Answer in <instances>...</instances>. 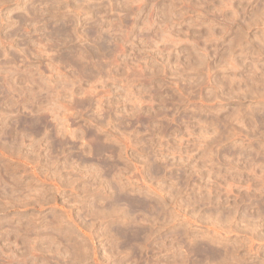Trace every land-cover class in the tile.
I'll use <instances>...</instances> for the list:
<instances>
[{
	"label": "rangeland",
	"instance_id": "1",
	"mask_svg": "<svg viewBox=\"0 0 264 264\" xmlns=\"http://www.w3.org/2000/svg\"><path fill=\"white\" fill-rule=\"evenodd\" d=\"M0 133V264H264V0H0Z\"/></svg>",
	"mask_w": 264,
	"mask_h": 264
},
{
	"label": "bare ground",
	"instance_id": "2",
	"mask_svg": "<svg viewBox=\"0 0 264 264\" xmlns=\"http://www.w3.org/2000/svg\"><path fill=\"white\" fill-rule=\"evenodd\" d=\"M1 93H2V92H1ZM6 102H7V101H6ZM8 103H9V102H8ZM27 109H28V108H27ZM1 110H2V109H1ZM7 113H8V112H7ZM5 114H6V113H5ZM4 121H5V120H4ZM29 121H30V120H29ZM34 121H35V120H34ZM34 121H32V122L30 121L31 124H32ZM20 122H21V121H20ZM37 122H38V121H37ZM18 123H19V122H18ZM35 123H36V122H35ZM39 123H40V122H39ZM6 124H7V123H6ZM40 124H41V123H40ZM16 125H17V124H16ZM33 125H34V124H33ZM34 126H36V125H34ZM10 127H11V126H9V128H10ZM11 128H12V127H11ZM14 128H15V127H14ZM21 128H24V127H21ZM31 128H32V127H31ZM31 128L28 127V129H30V130H31ZM19 129H20V128H19ZM28 129H27V130H28ZM44 129H45V128H44ZM30 130H29L28 132L31 133ZM7 131H8V130H7ZM17 131H18V130H17ZM46 131H47V130H46ZM11 132H12V131H11ZM26 132H27V131H26ZM35 132H36V131H35ZM7 133H8V132H7ZM7 133H4V135H6V137H5L6 140L9 141L10 136H9V139H7V138H8ZM24 133H25V132H24ZM36 133H37V132H36ZM0 134H1V133H0ZM14 134H15V133H14ZM40 134H41V133H40ZM10 135H11V133H10ZM24 135H26V134H24ZM28 135H30V134H28ZM28 135H27V138H28ZM33 135L35 136L34 132H33ZM36 135H37V134H36ZM30 136H32V134H31ZM37 136H38V135H37ZM37 136H36V137H37ZM44 136H45V135H44ZM13 137H14V136H13ZM46 137H48V136H46ZM46 137H45V138H46ZM0 138H1V137H0ZM3 138H4V136H3ZM5 138H4V139H5ZM16 138H17V137H16ZM24 138H25V136H24ZM29 138H32V137H29ZM29 138H28V139H29ZM33 138H34V137H33ZM33 138H32V139H33ZM4 139H2V140H3L2 144L5 142ZM13 139H14V138H13ZM17 139H18V138H17ZM46 139H48V138H46ZM21 140H22V137H21ZM24 140H25V139H24ZM10 141H12V139H11ZM22 141H23V140H22ZM46 141L49 143V139L46 140ZM6 143H7V141H6ZM12 143H13V142H12ZM19 143H20V142H19ZM7 144H8V143H7ZM10 144H11V143H10ZM4 145H5V144H4ZM8 145H9V144H8ZM17 145H18V144H17ZM42 145H43V143H42ZM47 145H48V144H47ZM49 145H50V144H49ZM49 145H48V146H49ZM11 146H12V145H11ZM14 146H15V144H14ZM14 146H13V147H14ZM48 146H47V147H48ZM6 147H7V145H5V148H6ZM9 147H10V146H9ZM9 147H8V148H9ZM23 147H24V146H23ZM37 147H38V146H37ZM43 147H44V146H43ZM52 147H53V146H52ZM59 147H60V146H59ZM3 148H4V147H3ZM20 148H21V147H20ZM4 150H5V149H4ZM6 150H8V149H6ZM12 151H14V150H12ZM23 151H24V150H23ZM6 152H8V151H6ZM29 153H30V152H29ZM20 154H21V153H20ZM91 154H92V153H91ZM31 155H32V154H31ZM3 156H4V155H3ZM34 158H35V157H34ZM39 163H40V162H39ZM3 164H4V163H3ZM3 164H2V165H3ZM2 168H3V167H2ZM1 170H2V169H1ZM6 172H7V171H6ZM3 177H4V176H3ZM8 177H9V176H8ZM6 178H7V177H6ZM7 180H8V179H7ZM0 182H1V181H0ZM1 183L3 184V183H5V182H1ZM10 183H11V182H10ZM2 184H1V185H2ZM4 185H6V184H4ZM6 186H7V185H6ZM0 187H1V186H0ZM2 188H3V187H2ZM13 188H14V187H13ZM10 189H11V188H10ZM15 189H16V187H15ZM8 190H9V189H8ZM10 191H11V190H10ZM0 192H1V191H0ZM2 194H3V193H2ZM143 207H144V206H143ZM19 222H20V221H19ZM0 226H1V225H0ZM195 248H196V247H195ZM198 248H199V247H197V252L200 253L201 251H198ZM205 248H206V247H205ZM0 249H1V248H0ZM199 249L201 250V247H200ZM206 249H207V248H206ZM202 250H203V249H202ZM204 250H205V249H204ZM209 250H210V251H209ZM208 251H209L210 253L207 252V251H206L205 253H209V254H211V253L213 252V250L211 251L210 248L208 249ZM193 252H195V250H194ZM197 252H196V253H197ZM203 252H204V251H202V253H203ZM218 252H219V251H218ZM196 253H194V254H196ZM213 253H214V255H215L217 252H216V253L213 252ZM200 254H201V253H200ZM196 255H197V254H196ZM201 255L203 256V254H201ZM207 255H208V254H207ZM214 255H213V257H214ZM216 255L218 256V255H220V253H219V254H216ZM216 255H215V257H216ZM197 256H200V255H197ZM202 256H201V257H202ZM204 256H205V255H204ZM209 256H210V255H209ZM209 256H208V257H209ZM206 257H207V256H206ZM215 257H214L213 259H215ZM211 258H212V255H211ZM203 260H204V259H203ZM215 261H217V260H215ZM201 262H202V261H201ZM210 263H211V262H210ZM215 263H216V262H215Z\"/></svg>",
	"mask_w": 264,
	"mask_h": 264
}]
</instances>
